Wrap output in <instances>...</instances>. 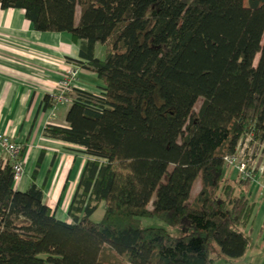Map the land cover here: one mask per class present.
I'll return each mask as SVG.
<instances>
[{
    "label": "trees",
    "instance_id": "obj_1",
    "mask_svg": "<svg viewBox=\"0 0 264 264\" xmlns=\"http://www.w3.org/2000/svg\"><path fill=\"white\" fill-rule=\"evenodd\" d=\"M0 7L23 10L36 31L69 34L83 60L76 65L102 83L97 95L74 92L66 127L44 129L93 158L69 203L71 223L55 218L33 182L16 191L12 162L0 163V264H215L212 243L228 260L242 258L254 205L241 188L251 180L226 178L224 158L249 132L264 140V0H0ZM52 107L45 95L43 109ZM100 203L104 214L94 222ZM142 218L183 234L143 227Z\"/></svg>",
    "mask_w": 264,
    "mask_h": 264
},
{
    "label": "crops",
    "instance_id": "obj_2",
    "mask_svg": "<svg viewBox=\"0 0 264 264\" xmlns=\"http://www.w3.org/2000/svg\"><path fill=\"white\" fill-rule=\"evenodd\" d=\"M79 14L76 11V22ZM96 50L97 46L95 55ZM75 62L83 60L78 44L69 34L36 31L23 10L0 7V133L12 134L24 150V175L14 184V189L25 191L33 182L42 188L44 203L52 209L55 218L65 223H71L67 209L82 168L93 158L77 145L44 135L47 126H67L65 116L69 106L44 110L43 99L55 91L58 74ZM78 69L77 87L99 92L102 83L95 73L85 67L78 66ZM249 147L256 164L254 179L248 187L241 189L254 209L244 232L249 237V244L257 249L253 255L258 262L264 261V201L261 194L264 188V142L257 140ZM40 155L41 163L32 178ZM227 169L226 178L237 181L236 171Z\"/></svg>",
    "mask_w": 264,
    "mask_h": 264
},
{
    "label": "built area",
    "instance_id": "obj_3",
    "mask_svg": "<svg viewBox=\"0 0 264 264\" xmlns=\"http://www.w3.org/2000/svg\"><path fill=\"white\" fill-rule=\"evenodd\" d=\"M78 66L70 64L66 69L58 74V80L55 84V91L49 96L52 99L53 107L70 106L75 98L76 90L85 91L77 87ZM101 91L94 94H100ZM262 141L255 138L253 132H249L240 140L234 154L224 158V165L236 171L241 179H254L255 162L252 157L249 145L254 141ZM21 151V145L15 140L12 134L0 133V163L10 160L13 167V180L17 184L24 175V164L18 160ZM261 170V169H260ZM262 198L264 201V188L262 189Z\"/></svg>",
    "mask_w": 264,
    "mask_h": 264
},
{
    "label": "rangeland",
    "instance_id": "obj_4",
    "mask_svg": "<svg viewBox=\"0 0 264 264\" xmlns=\"http://www.w3.org/2000/svg\"><path fill=\"white\" fill-rule=\"evenodd\" d=\"M77 12H80V8H77ZM105 54V48L102 45H97V50H96V57L98 59H103ZM202 100L200 99L197 104L195 109L197 110L199 105L201 104ZM254 152V149H252ZM233 170V169H232ZM228 172L227 167L224 168V174L226 175ZM200 190V177H198L192 187L191 193H190V199L189 201L193 200L195 195L199 192ZM104 214V204L100 203L98 205V208L96 211L92 214L91 220L94 222H98L101 220L102 216ZM141 225L143 227H161L167 230V232L174 236V237H180L183 234V229L181 227H168L166 226L162 221L156 218H142L141 219ZM212 250H211V257L214 260L215 264H264V261H258L253 255V252L257 250L254 245L249 244L247 253L243 258L237 259V260H228L224 256H222L219 251L217 246L212 243ZM258 248V246H257ZM253 256V257H252Z\"/></svg>",
    "mask_w": 264,
    "mask_h": 264
}]
</instances>
